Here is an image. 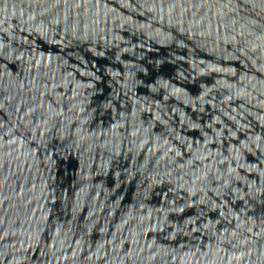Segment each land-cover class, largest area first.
<instances>
[{"label":"water","instance_id":"1","mask_svg":"<svg viewBox=\"0 0 264 264\" xmlns=\"http://www.w3.org/2000/svg\"><path fill=\"white\" fill-rule=\"evenodd\" d=\"M0 264H264V0H0Z\"/></svg>","mask_w":264,"mask_h":264}]
</instances>
